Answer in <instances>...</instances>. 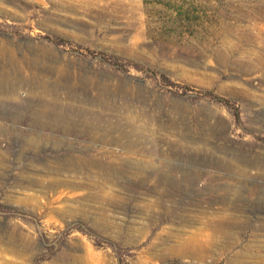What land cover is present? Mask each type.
Here are the masks:
<instances>
[{
  "label": "rangeland",
  "instance_id": "obj_1",
  "mask_svg": "<svg viewBox=\"0 0 264 264\" xmlns=\"http://www.w3.org/2000/svg\"><path fill=\"white\" fill-rule=\"evenodd\" d=\"M0 264H264V0H0Z\"/></svg>",
  "mask_w": 264,
  "mask_h": 264
},
{
  "label": "trees",
  "instance_id": "obj_2",
  "mask_svg": "<svg viewBox=\"0 0 264 264\" xmlns=\"http://www.w3.org/2000/svg\"><path fill=\"white\" fill-rule=\"evenodd\" d=\"M224 103H226V105H228L226 101Z\"/></svg>",
  "mask_w": 264,
  "mask_h": 264
},
{
  "label": "bare ground",
  "instance_id": "obj_3",
  "mask_svg": "<svg viewBox=\"0 0 264 264\" xmlns=\"http://www.w3.org/2000/svg\"><path fill=\"white\" fill-rule=\"evenodd\" d=\"M5 263V262H4Z\"/></svg>",
  "mask_w": 264,
  "mask_h": 264
}]
</instances>
